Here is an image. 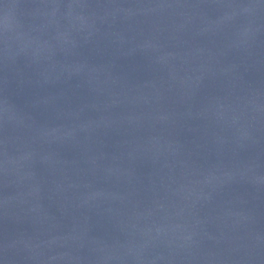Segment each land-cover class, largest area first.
Returning a JSON list of instances; mask_svg holds the SVG:
<instances>
[{
    "label": "water",
    "instance_id": "obj_1",
    "mask_svg": "<svg viewBox=\"0 0 264 264\" xmlns=\"http://www.w3.org/2000/svg\"><path fill=\"white\" fill-rule=\"evenodd\" d=\"M0 264H264V0H0Z\"/></svg>",
    "mask_w": 264,
    "mask_h": 264
}]
</instances>
